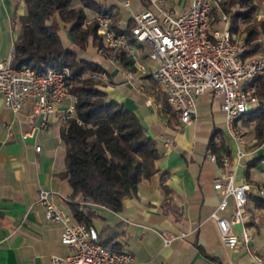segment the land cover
I'll use <instances>...</instances> for the list:
<instances>
[{"label":"crops","instance_id":"crops-1","mask_svg":"<svg viewBox=\"0 0 264 264\" xmlns=\"http://www.w3.org/2000/svg\"><path fill=\"white\" fill-rule=\"evenodd\" d=\"M97 1L110 8L114 27L126 32L134 23L133 15L150 8L144 0H128V7L122 5L124 0ZM191 3L192 0H165L164 6L184 13ZM79 5V0H73V6ZM25 11L23 0H0V60L11 52L19 31L14 17ZM85 11L87 17L96 14L88 8ZM217 25L222 27L220 22ZM70 46L79 57L94 60L109 72L110 83L102 88L137 115L162 153L156 161L158 171L139 182L134 195L123 200L121 210L89 205L95 213L93 226L100 241L118 243L120 249L134 255L138 264H264V206H255L253 200L246 204L250 220L245 227L251 236L249 245L261 258L259 263L244 246L232 248L221 240L212 213L229 220L234 200L230 196L228 206L218 209L222 199L214 187L218 168L207 156L208 140L218 130L230 151L235 183L251 181L264 186V161L249 167L248 176L245 173L248 162L264 155V143L255 145L253 133H247L243 137L246 154L237 162L234 142L219 127L225 122L221 96L213 102L215 95L205 92L212 93L211 117L203 111L202 101H198L201 95L198 96L195 120L186 125L163 111L160 96L165 90L150 75L135 72L128 81V69L112 63L103 65L96 51L84 52L74 44ZM140 59L146 66L151 65L144 54ZM66 104L58 105L41 124L42 118L33 114L30 102L15 113L0 97V264H50L51 255L68 253L60 240L62 224L47 222L43 205L36 201L40 189L52 190L53 201L68 209L71 188L58 176L64 168L60 129ZM216 111L223 114L214 115ZM32 126V134L24 135ZM161 172H166V191L161 185ZM242 228V224H234L231 231L239 234ZM165 240L170 241L166 244Z\"/></svg>","mask_w":264,"mask_h":264},{"label":"built area","instance_id":"built-area-1","mask_svg":"<svg viewBox=\"0 0 264 264\" xmlns=\"http://www.w3.org/2000/svg\"><path fill=\"white\" fill-rule=\"evenodd\" d=\"M150 8L133 15L126 31L113 25L112 14L96 13L87 17L85 24L95 22L102 47L97 51L117 67L121 57L130 61L133 70H126L127 80L134 73L150 75L160 84L166 100L178 114L183 124H190L196 116V100L206 91L222 97L220 109L224 113L226 134L235 144L234 158L238 162L246 151L239 122L242 115L260 104V97L252 80L264 72V57L250 54L245 37L231 31V17L222 9V0H192L184 13H175L164 6L165 0H144ZM124 7L129 1L122 2ZM222 27H218V23ZM12 48L8 56L0 60V97L12 112H19L26 103L32 105L33 114L44 118L67 102L61 119L65 123L75 115L77 98L72 92L77 81L68 66L50 67L38 73L30 66L19 68L11 65ZM144 54L151 63L146 66L140 59ZM101 84L109 85V72L102 70L92 75ZM35 126L24 135L32 134ZM39 150L40 146H36ZM209 160L218 168L214 187L222 195L218 209L228 206L233 197L231 218L225 219L212 213L221 234V240L229 247L244 246L256 262H261L249 245L250 234L246 223L250 220L247 210L249 194L264 195V186L251 181L235 183L232 158L224 156L218 162L212 152ZM52 190L40 189L37 202L43 205L47 222L62 224L61 243L68 248L64 256L51 255L50 264H138L134 255L124 249H111L99 238L93 225L73 220L68 209L58 206L52 199ZM242 224L239 234L231 231L234 224ZM170 240H165L168 244Z\"/></svg>","mask_w":264,"mask_h":264},{"label":"trees","instance_id":"trees-1","mask_svg":"<svg viewBox=\"0 0 264 264\" xmlns=\"http://www.w3.org/2000/svg\"><path fill=\"white\" fill-rule=\"evenodd\" d=\"M23 2L25 13L14 17L19 31L13 41L11 65L16 68L27 65L38 73L50 67L68 66L77 78L78 82L72 89L77 98L75 115L60 129L64 168L58 176L65 179L71 188L67 204L73 220L93 225L95 213L89 205L115 212L121 210L123 200L134 195L139 182L158 171L156 161L162 153L156 141L147 135L137 115L109 97L102 88L105 85L92 76L105 68L94 60L79 57L70 46L74 44L79 51L97 52L103 45L102 38L97 34L95 22L85 24V9L111 14L110 8H104L97 0H79L77 7L73 6V0ZM236 3L240 8L229 14ZM221 4L231 17V31L238 30L239 20L248 21L256 8L254 0H226ZM245 31V41L252 44L249 53L260 49L264 54V35L262 39L258 38L253 24ZM126 34L132 37L130 30ZM119 64L133 70L125 57H121ZM251 84L256 87L260 104L245 112L241 120L245 124L253 123L255 145H261L264 143V72L258 74ZM160 101L163 111L177 120L178 114L168 104L165 93L161 94ZM207 151L214 153L218 162L224 156L230 157L218 130L210 136ZM260 161H264V155L255 156L248 162L247 176L248 168ZM165 177L166 172H161V185L166 191ZM249 200H253L255 206H264L261 195L249 194L247 202ZM103 244L111 249H120L116 242Z\"/></svg>","mask_w":264,"mask_h":264},{"label":"rangeland","instance_id":"rangeland-1","mask_svg":"<svg viewBox=\"0 0 264 264\" xmlns=\"http://www.w3.org/2000/svg\"><path fill=\"white\" fill-rule=\"evenodd\" d=\"M226 0H222V2H225ZM263 0H254V3H255V10L254 12L252 13L251 17L248 19V21H242V20H239L238 22V25H239V28L237 30V32L242 36V34H244L246 36V31L245 29L247 28V26H251L252 24L256 26V29L258 31V34H257V37L258 38H263V35H264V27L261 28V24L264 26V1L262 2ZM238 8H240V6L236 3L235 5H233L231 8H230V13H233L235 10H237ZM222 24V23H221ZM223 25V24H222ZM255 41V40H254ZM250 49L252 48V44L250 45L248 43ZM99 54V53H97ZM253 55H255L256 57L258 56H262L264 57V54L262 53V51L259 49L258 51H255L252 53ZM98 60L103 63V65H108L110 63L109 60H107L105 57L103 56H97ZM78 81H76L73 85H75ZM219 95H215L213 98H212V93H205L203 95H201L198 99V101H202V109L203 111H206L207 114L211 117V103H210V99L212 98L213 99V102H215L216 100H219ZM205 109V110H204ZM223 113L219 112V111H216L214 113V115H222ZM239 125H240V128H241V132H242V135L243 137L245 135H247V133H251L252 134V128H253V123L252 122H249V124H245L242 120L239 122ZM219 127H221V129L224 131V133H226V124L225 122H221Z\"/></svg>","mask_w":264,"mask_h":264}]
</instances>
